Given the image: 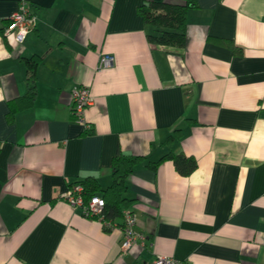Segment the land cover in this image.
Listing matches in <instances>:
<instances>
[{
	"label": "crops",
	"instance_id": "obj_1",
	"mask_svg": "<svg viewBox=\"0 0 264 264\" xmlns=\"http://www.w3.org/2000/svg\"><path fill=\"white\" fill-rule=\"evenodd\" d=\"M147 1L0 0V264H264V0H195L181 54L148 41ZM22 5L34 21L16 42ZM32 56L33 102L11 111ZM81 85L86 127L70 112ZM170 151L195 169L179 174ZM116 154L139 158L125 251L121 219L65 200L77 181L109 186Z\"/></svg>",
	"mask_w": 264,
	"mask_h": 264
},
{
	"label": "trees",
	"instance_id": "obj_2",
	"mask_svg": "<svg viewBox=\"0 0 264 264\" xmlns=\"http://www.w3.org/2000/svg\"><path fill=\"white\" fill-rule=\"evenodd\" d=\"M195 5V0H178L176 2L150 0L139 6L137 10L143 23L152 27L154 31L147 34L148 41L153 46L164 48L170 53L181 54L185 44L186 11ZM37 58V56H32L24 60L27 70L26 94L23 98L14 100L13 105L10 102L11 111L27 108L33 102L35 96L34 65ZM33 59L34 61H32ZM72 118L74 117L72 116ZM176 131L178 130L176 129ZM167 156H169L176 171L181 175H188L196 167L195 160L192 157L184 156L181 153L172 154V152ZM138 160V157L131 158L116 154L112 163V181L105 188H100L95 181L90 179L76 182V185L83 188L85 201L94 195L103 199L104 206L101 209V221L114 222L115 219H121L120 227L123 228V211L127 209L132 212L129 210V206L133 201L125 197V181L134 163ZM104 229L109 230L106 226Z\"/></svg>",
	"mask_w": 264,
	"mask_h": 264
},
{
	"label": "built area",
	"instance_id": "obj_3",
	"mask_svg": "<svg viewBox=\"0 0 264 264\" xmlns=\"http://www.w3.org/2000/svg\"><path fill=\"white\" fill-rule=\"evenodd\" d=\"M34 18L30 15L24 6L15 11L10 16V22L6 28V33L13 35L16 42H21L26 33L32 27ZM113 62V57L110 55H102L99 58V67H107ZM71 104L70 112L74 119L84 125V112L85 109L91 105L92 98L87 86H76L70 92ZM65 200L72 206L82 208L83 214L90 217L101 219V209L104 206V201L99 196H91L87 201L83 197V188L79 185H73L72 188L66 193ZM123 237L121 241V248L123 251L128 250L133 244L136 243L138 234L134 229L135 216L128 210L123 211ZM149 264H185L183 261L176 260L167 256H157Z\"/></svg>",
	"mask_w": 264,
	"mask_h": 264
}]
</instances>
